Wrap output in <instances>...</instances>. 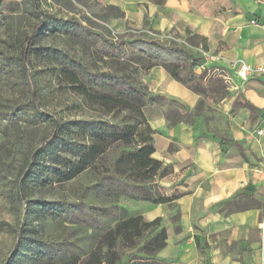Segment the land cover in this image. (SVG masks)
Wrapping results in <instances>:
<instances>
[{"label":"rangeland","instance_id":"374dc122","mask_svg":"<svg viewBox=\"0 0 264 264\" xmlns=\"http://www.w3.org/2000/svg\"><path fill=\"white\" fill-rule=\"evenodd\" d=\"M38 2L39 10L45 16L56 20L74 18L114 44L131 38L159 40L130 27L119 30L116 25L109 26L105 21L116 17L117 13L100 6L96 0ZM6 19L9 27L4 24ZM49 22L45 18L40 23L30 57L31 81L40 96L39 109L48 118L29 125L19 122L12 127L5 117L13 107L26 104L29 99L24 82L14 68L17 52L23 37L32 33L37 20L31 10V0H0V221H6L12 227L0 232V264L14 252L19 254L15 264H82L108 229L137 212L139 202L148 197H161L154 183L145 187L133 176L115 174L118 158L133 148L134 139L126 135L132 128L141 130L143 126H139L125 110L106 113L98 105L86 103L77 93L78 87L71 86L62 74L61 55H64L79 66L80 80L92 94L123 99L124 95L113 88L107 74L146 87L145 75L151 65L148 58L114 62L97 52L88 37L77 31L56 32ZM10 33L18 39L17 45L10 44ZM46 49L58 52V55L52 56L45 52ZM202 85L206 95L192 109H184V105L176 100L148 92L146 87L150 96L145 97L141 109L145 119L165 115L173 121L188 112L192 125L198 120L200 127L208 129L209 119L216 117L217 124L223 127L226 123L229 127L230 119L239 110V103L232 100L227 109L221 101H229L238 91L222 78L202 80ZM223 95L225 97L220 99ZM74 120L94 123L96 133L88 135L76 127L60 131L62 143L55 149L57 156L46 158L42 176L36 174L27 178L23 198H16L11 206L7 193L15 185L25 149L38 145L54 130L58 133L53 123L59 125ZM92 145L106 147L104 155L86 170L69 178L80 156ZM170 207L176 208L175 205ZM19 231L21 236L36 241L33 249H17L18 245L26 244L18 240Z\"/></svg>","mask_w":264,"mask_h":264},{"label":"crops","instance_id":"0c3cea01","mask_svg":"<svg viewBox=\"0 0 264 264\" xmlns=\"http://www.w3.org/2000/svg\"><path fill=\"white\" fill-rule=\"evenodd\" d=\"M96 1L115 10L117 16L105 22L119 30L204 38V48L198 46L210 56L204 62L220 72L209 80L227 77L238 91L221 101L227 109L232 100L239 103L229 127L217 124L216 117L209 119L208 129L198 120L171 126L165 115L147 119L154 132L152 158L162 165L153 183L161 198L170 201H141L134 215L145 222L161 220L167 239L157 259L168 264H264V134L256 133L264 131V76L244 81L236 73L239 65L263 62L264 0ZM145 84L148 92L191 109L199 100L161 66L148 70Z\"/></svg>","mask_w":264,"mask_h":264},{"label":"trees","instance_id":"16d2710c","mask_svg":"<svg viewBox=\"0 0 264 264\" xmlns=\"http://www.w3.org/2000/svg\"><path fill=\"white\" fill-rule=\"evenodd\" d=\"M155 1V0H154ZM157 3V1H155ZM31 10L34 14L37 24L34 26L32 33L29 36L23 37L19 51L17 52L15 67L21 76L24 90L29 97L26 104L17 105L13 107L5 120L12 127H16L19 122L25 125L36 124L39 121H44L48 118L47 114L39 109V94L31 81V64L30 57L34 50V36L39 32L40 23L43 19L50 20V26L56 32L70 33L77 31L84 37H88L94 45V48L100 54L106 55L112 61H129L131 58H141L146 56L150 62L148 70L153 67H163L166 74L172 81H176L186 89L199 96V99L206 95L205 87L202 81L194 74V69L200 64L201 58L197 55L194 49L198 48L199 44L204 48V38L197 36L187 37V39L179 38L180 43L174 40L170 42H160L159 40L138 39L131 38L129 40H121L113 43L107 40L102 35L97 34L91 28L83 26L74 18L70 20L54 19L47 17L39 10L38 0H31ZM9 27L8 19L4 23ZM10 44L17 45L18 39L8 34ZM46 53L52 56L58 55L50 49L45 50ZM62 74L71 86H76L77 93L83 96L86 103H92L99 106L100 109L105 110L106 113H112L117 110H125L128 114L136 119L139 126H143L141 130H132L126 135L131 140L134 139V144L131 152L121 155L115 163V174L117 176H133L144 183L145 187L154 182L162 170V165L159 161L152 158L155 152L153 148V134L154 132L149 126L147 119H145L142 107L145 104V97L150 96L146 87L130 84L121 77L107 74L113 83L114 89H117L122 98H112L102 95H94L88 86L80 80L79 66L72 62L67 56L61 55ZM209 93H207L208 95ZM161 97V96H160ZM223 95L220 99H223ZM242 101L241 98H239ZM184 109L188 107L183 106ZM190 109V108H188ZM169 125L173 126L177 123L183 122L185 124H192L190 121V113L185 112L180 119L169 120L165 116ZM58 128V133L54 130L50 132L46 138H42L40 143L35 146H28L23 152L22 161L19 164V173L14 181L15 185L11 188L7 197L11 206H14L16 198H23V191L26 187V180L29 176L39 174L42 176L44 170V161L48 157L57 156L55 153L57 145L62 143L59 138L60 131L70 130L71 128H80L85 133L94 134L96 128L94 123L85 122L82 120H74L70 122L55 124ZM136 138H138L136 140ZM14 147V146H13ZM106 147L99 148L92 145L87 150V153L82 154L72 169L69 178L75 177L78 173L86 170L90 165L97 161L105 153ZM164 172V171H163ZM162 172V173H163ZM150 201L153 204H163L170 200H165L163 197L150 199L145 198L144 201ZM12 227L5 221H0V232L10 230ZM21 231V230H20ZM17 234L18 240L26 242L25 245L17 246V249H33L35 240H30L25 236ZM21 236V237H20ZM167 236L165 229L162 227V222L159 218L149 222H145L140 215L127 216L120 219L116 225L108 229L99 239L96 246L92 249L82 264H168L163 263L157 259L156 255L162 250L166 244ZM31 245V246H27ZM32 247V248H31ZM38 249V247H37ZM35 250V249H34ZM31 250V251H34ZM39 250V249H38ZM4 264H15L19 260L18 252L11 254Z\"/></svg>","mask_w":264,"mask_h":264},{"label":"built area","instance_id":"2783aa9c","mask_svg":"<svg viewBox=\"0 0 264 264\" xmlns=\"http://www.w3.org/2000/svg\"><path fill=\"white\" fill-rule=\"evenodd\" d=\"M252 24L254 25L256 23L252 22ZM156 38L159 39L161 42H167V43L173 40L178 43L181 42L179 38L174 37V35L172 36L168 34L158 36ZM194 50L198 55H200V58H201L200 64L197 65L194 69V74L196 77H199L201 81L202 80L207 81L213 76L220 75V72L218 71V69L211 68L207 65V63L204 62V60L208 59L210 56L207 52H205L203 48H196ZM236 73L244 81H246L247 78L264 76V59H263V62L259 66H256V67H251L246 64L239 65L236 68ZM223 80L225 83H229V84L231 83L227 77H224ZM256 133L258 136H261L262 134H264V131L261 129L257 131ZM262 219L263 220L260 223V227L261 229H264V216Z\"/></svg>","mask_w":264,"mask_h":264}]
</instances>
